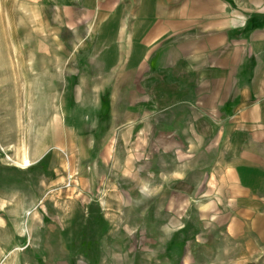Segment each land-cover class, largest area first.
Returning <instances> with one entry per match:
<instances>
[{"label":"crops","instance_id":"crops-1","mask_svg":"<svg viewBox=\"0 0 264 264\" xmlns=\"http://www.w3.org/2000/svg\"><path fill=\"white\" fill-rule=\"evenodd\" d=\"M46 2L60 30L99 50L98 69L65 76L94 82L97 110L109 115L93 127L178 162L172 191L197 211L181 226L191 240L209 234L237 263L264 264V0ZM49 175L0 169V194L28 211L52 191Z\"/></svg>","mask_w":264,"mask_h":264},{"label":"rangeland","instance_id":"rangeland-1","mask_svg":"<svg viewBox=\"0 0 264 264\" xmlns=\"http://www.w3.org/2000/svg\"><path fill=\"white\" fill-rule=\"evenodd\" d=\"M46 1L0 0V169L47 170L52 190L28 211L0 194L10 204L0 264H239L235 249L224 254L219 240H191L181 227L197 211L172 191L178 162L93 127L109 115L97 110L94 82L65 76L98 69L99 50L60 30Z\"/></svg>","mask_w":264,"mask_h":264},{"label":"bare ground","instance_id":"bare-ground-1","mask_svg":"<svg viewBox=\"0 0 264 264\" xmlns=\"http://www.w3.org/2000/svg\"><path fill=\"white\" fill-rule=\"evenodd\" d=\"M26 161V160H25ZM29 164V162H28V160L26 161V162H23V165L24 166H26V165H28Z\"/></svg>","mask_w":264,"mask_h":264}]
</instances>
